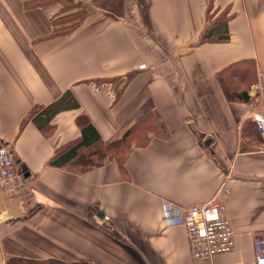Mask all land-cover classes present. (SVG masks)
<instances>
[{"label": "crops", "instance_id": "0c3cea01", "mask_svg": "<svg viewBox=\"0 0 264 264\" xmlns=\"http://www.w3.org/2000/svg\"><path fill=\"white\" fill-rule=\"evenodd\" d=\"M36 1L0 0V142L21 185L0 192V264H252L264 239V0H78L85 17L54 37L62 5ZM224 11L230 38L201 43ZM248 60L252 78L233 82L250 100L229 99L219 74ZM80 114L104 141L149 117L152 129L124 167L51 165L80 137ZM216 198L235 246L193 258L181 215Z\"/></svg>", "mask_w": 264, "mask_h": 264}, {"label": "trees", "instance_id": "16d2710c", "mask_svg": "<svg viewBox=\"0 0 264 264\" xmlns=\"http://www.w3.org/2000/svg\"><path fill=\"white\" fill-rule=\"evenodd\" d=\"M56 0H38L35 3L46 5L56 3ZM69 3H74L76 8H79L76 14H68L67 18L63 16L67 9L63 6L60 8V12L52 18L53 31L49 36L63 35L71 33V31L77 27L86 15V8L82 7V3L78 0H66ZM58 2V1H57ZM210 8L215 3L214 0L210 2ZM228 11L222 12L218 17L213 18L211 14L208 16L207 26L204 29L200 42L207 41H226L230 38L228 29ZM240 65H244L245 68L241 69ZM256 65L253 60L245 61L241 64H235L224 70L219 74V80L223 87V90L229 99H238L243 101H249L250 96L246 90L238 92L234 86V79L246 80L252 78L255 73ZM64 100V99H63ZM62 99L56 103L51 104L49 110H57L61 108ZM150 118V117H149ZM135 122L124 133L115 139L104 141L99 134L95 126L90 122L88 115L80 114L77 121L81 125L80 137L65 146L59 148L50 160V164L53 166L66 167L73 171L82 172L85 170L93 169L94 167L104 164L109 160H116L124 167V160L129 153L130 148H125L126 138L134 133H137L142 125L146 127V138H149V130L152 128L148 123V119ZM256 125V124H255ZM257 129V128H256ZM144 133V136H145ZM144 141V142H145ZM142 142V143H144ZM146 143V142H145ZM64 264H67L63 262ZM56 259L49 260H35L22 257H9L6 264H63ZM76 264V263H74Z\"/></svg>", "mask_w": 264, "mask_h": 264}, {"label": "built area", "instance_id": "2783aa9c", "mask_svg": "<svg viewBox=\"0 0 264 264\" xmlns=\"http://www.w3.org/2000/svg\"><path fill=\"white\" fill-rule=\"evenodd\" d=\"M259 136L260 150L264 152V115L254 117ZM224 193L231 189L223 188ZM0 192L11 199L21 193L19 173L9 146L0 142ZM166 217L170 218L169 211ZM181 222L187 230L189 249L193 258H211L213 255L232 251L235 246L236 228L226 215V208L218 198L209 203L185 208ZM255 258L252 264H264V239L254 243Z\"/></svg>", "mask_w": 264, "mask_h": 264}, {"label": "rangeland", "instance_id": "374dc122", "mask_svg": "<svg viewBox=\"0 0 264 264\" xmlns=\"http://www.w3.org/2000/svg\"><path fill=\"white\" fill-rule=\"evenodd\" d=\"M55 2L57 4L62 5L64 9H67L65 14L63 15V16H65L64 18H67L68 14H71V15L76 14L77 11L79 10V8L75 7L74 3H69L66 0H56ZM146 127H147V125H145V124L142 125L140 130L137 133H134V134H132L126 138V141H125V148L126 149L131 147L135 143L138 144V143H142L145 141L144 138L146 137V133H145ZM150 129H152V128H150ZM144 133H145V136H144Z\"/></svg>", "mask_w": 264, "mask_h": 264}]
</instances>
